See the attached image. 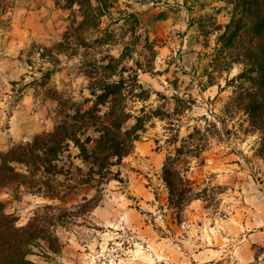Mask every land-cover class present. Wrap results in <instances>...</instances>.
I'll return each instance as SVG.
<instances>
[{
  "label": "rangeland",
  "instance_id": "obj_1",
  "mask_svg": "<svg viewBox=\"0 0 264 264\" xmlns=\"http://www.w3.org/2000/svg\"><path fill=\"white\" fill-rule=\"evenodd\" d=\"M231 11L227 0H114L100 27L84 33V46L75 34L66 39L73 13L55 0H0V153L52 131L58 110L53 94L75 101L90 97L85 65L118 57L126 46L125 65L131 73L138 70L150 94L130 98L129 108L135 115L162 113L147 123L134 152L113 167L121 180L100 184L97 178L69 189L63 200L27 187L0 188L18 226L46 203L70 209L85 197H100L93 211L56 227L61 252L42 242L44 248L29 256L35 264H264L261 133L243 110L227 108L236 92L229 80L244 65L221 53L213 25L225 26ZM195 127L210 130L208 146L198 156H185L182 168L208 192L180 218L168 204L162 166ZM78 153L71 144L60 162L66 191L72 183L69 161L83 166Z\"/></svg>",
  "mask_w": 264,
  "mask_h": 264
},
{
  "label": "trees",
  "instance_id": "obj_2",
  "mask_svg": "<svg viewBox=\"0 0 264 264\" xmlns=\"http://www.w3.org/2000/svg\"><path fill=\"white\" fill-rule=\"evenodd\" d=\"M232 6L231 19L225 25L213 23L219 32L221 53H229L234 62L244 65L236 77L229 80L236 92L230 98L228 110H243L250 126L261 133L259 155L264 159V0H227ZM58 5L71 9L73 23L65 33L77 35L86 46L84 33L98 29L102 17L113 7L114 0H55ZM81 19L77 22L76 16ZM61 48L64 44L58 43ZM128 46L120 56L107 55L85 65L89 79L90 97L75 101L54 93L58 101L57 120L52 131L35 135L31 140L15 143L0 153V188L27 187L45 192L51 199H61L81 185H90L99 179L102 184L121 180L120 171L113 167L134 152L141 132L153 116L161 117L159 110L135 115L129 108L130 98L147 99L150 94L139 81L138 70L129 72L125 61ZM216 61V59H215ZM221 65L223 62H216ZM226 65V63H225ZM230 66V63H227ZM180 101V97H176ZM130 120H134L129 124ZM218 130L216 123L211 125ZM199 127L184 138L174 152L169 153L162 166V179L168 191V204L181 218L185 207L194 200L203 199L207 189H199L183 172L184 157L198 156L208 146L210 130ZM71 144L78 148L77 157L82 165L69 161L72 183L66 191L65 167L60 164ZM70 157V155H68ZM97 184V186H101ZM64 187H63V186ZM98 189V188H97ZM99 191V189H98ZM100 201L95 195L85 197L75 208L46 203L38 208L25 226H18L15 216L6 212L0 200V264H35L30 255L35 249L47 248L59 253L62 243L56 227L73 222L78 214L93 211Z\"/></svg>",
  "mask_w": 264,
  "mask_h": 264
}]
</instances>
